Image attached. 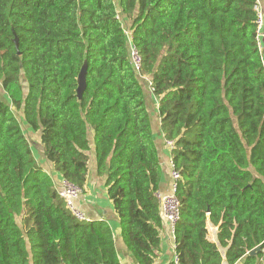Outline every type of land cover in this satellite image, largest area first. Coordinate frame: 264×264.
Returning a JSON list of instances; mask_svg holds the SVG:
<instances>
[{"label":"trees","instance_id":"trees-1","mask_svg":"<svg viewBox=\"0 0 264 264\" xmlns=\"http://www.w3.org/2000/svg\"><path fill=\"white\" fill-rule=\"evenodd\" d=\"M256 5L0 0V264H119L108 223L68 210L38 166L27 129L40 133L54 172L81 191L92 133L96 174L105 179L122 241L137 264H153L164 223L156 197L162 172L140 78L158 100L160 132L179 173L176 261L168 264L264 263ZM128 39L140 56L138 72Z\"/></svg>","mask_w":264,"mask_h":264},{"label":"crops","instance_id":"crops-1","mask_svg":"<svg viewBox=\"0 0 264 264\" xmlns=\"http://www.w3.org/2000/svg\"><path fill=\"white\" fill-rule=\"evenodd\" d=\"M260 4V8L264 13V0H258ZM264 30L261 33L260 40L262 38ZM264 39V37H263ZM264 41V40H263ZM261 47V46H260ZM262 54V53H261ZM262 60L264 63V56L262 55ZM145 83L148 93H146V99L151 104V107L154 108L155 103H158V100L154 98L151 92V88L148 85V81L146 78H140ZM157 124L159 125V117L157 115ZM25 135V133H24ZM36 135L40 136V133H36ZM26 137V136H25ZM160 137L163 141H161ZM29 141L28 137H26ZM89 141L91 145V149L88 152V170L86 176V183L81 191V194L75 201L76 209L82 212L87 221H105L108 223L110 232L113 238L114 249L116 252V256L118 258L119 264H137L136 260L133 258L131 253L128 251L124 242L122 241L120 234V227L118 224V219L116 213L113 210L111 202L109 201L106 188H105V179L104 177H99L96 174V165H95V157L93 152L92 145V133H89ZM159 142L158 148V158L160 163V169L162 172V177L160 180L159 191L161 194H169L171 193L172 187V178L170 176L171 172V160H170V149L166 145V141L164 140L162 134H158L157 138ZM33 141H31L32 143ZM163 142V143H162ZM30 143V141H29ZM38 149V154H39ZM44 158V155L42 156ZM45 171L53 180L54 185L58 187L62 181L61 177L54 172L50 163H48L44 158V168ZM164 222V221H163ZM211 227V224H209ZM214 233V239H210V241L214 242L216 245L217 242V234L216 227ZM160 237V245L159 250L157 252L156 258L153 264H168L175 257L174 252V236L170 234L168 230V225L164 222L163 226L159 230ZM221 255H224L225 249L219 248ZM222 264H226L223 262Z\"/></svg>","mask_w":264,"mask_h":264},{"label":"built area","instance_id":"built-area-1","mask_svg":"<svg viewBox=\"0 0 264 264\" xmlns=\"http://www.w3.org/2000/svg\"><path fill=\"white\" fill-rule=\"evenodd\" d=\"M255 9L257 12V28H258L257 39L260 45V36L262 33V29L264 28V15L260 8V4L258 0ZM128 56H129L130 65L132 66L135 72H138L140 69V61H141L140 56L138 55L136 48H134L130 43L129 39H128ZM166 145L168 148H170L172 143L166 142ZM170 176L172 178V183H173L171 187V193L161 194L160 192H157L156 197L159 201L161 217L163 221L168 225V230L173 237L176 223L179 220V203L174 195L176 189V182L179 179V173L176 170H174L173 165L171 167ZM57 192L59 196L64 200L68 210L78 220L81 221L87 220L85 215L82 212H80L78 209H76L75 206V201L78 198V196L81 194V190L78 187L71 185L65 182L64 180H62L57 188ZM173 260L176 261V258L174 257Z\"/></svg>","mask_w":264,"mask_h":264},{"label":"rangeland","instance_id":"rangeland-1","mask_svg":"<svg viewBox=\"0 0 264 264\" xmlns=\"http://www.w3.org/2000/svg\"><path fill=\"white\" fill-rule=\"evenodd\" d=\"M118 14H119V12H118ZM263 37H264V32H263L262 38L260 40V46H261L260 51H261L262 55L264 56V41H263L264 39H263ZM142 90L145 94L148 93L147 91H149V90H147L144 82H143ZM25 93H26V89H24V94ZM2 96H3V91L0 87V97H2ZM147 108H148L147 111H148L149 119H150L149 124H150V129H151V139H152V142H153L155 148L158 150L159 142H158L157 138H158V134L161 135V132H160V127L157 124V115H158V113H157V102L155 103L154 108H152L151 104L147 101ZM15 114L19 118V113H15ZM20 120H21V118H20ZM25 132H24L25 136L28 137V139L30 141V147H31V149H33L34 154H36V155H34L35 160H36L38 166L41 169H43L44 168V158H42L43 148H42V144L40 142V136L36 135V133H34L32 130H29V129H27ZM160 139H161V141H163L161 137H160ZM31 141H33V142L31 143ZM38 149L40 152L39 154H38ZM213 232H215V228L208 225V239L209 240L211 238L214 239V236H213L214 233ZM261 264H264V263L262 262Z\"/></svg>","mask_w":264,"mask_h":264},{"label":"water","instance_id":"water-1","mask_svg":"<svg viewBox=\"0 0 264 264\" xmlns=\"http://www.w3.org/2000/svg\"><path fill=\"white\" fill-rule=\"evenodd\" d=\"M15 43H16V38L14 39ZM85 73H86V64H84L82 66V68L80 69V72L78 74V78H77V97L78 99H81V95L82 92L85 88ZM261 249L260 248H256L254 251H251L250 255H255L256 253L260 252ZM264 253V249L262 250Z\"/></svg>","mask_w":264,"mask_h":264}]
</instances>
